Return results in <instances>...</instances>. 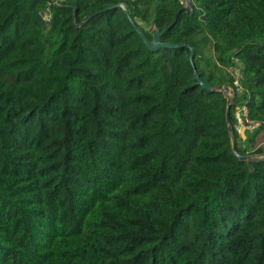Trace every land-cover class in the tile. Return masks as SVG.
Wrapping results in <instances>:
<instances>
[{"label": "trees", "instance_id": "1", "mask_svg": "<svg viewBox=\"0 0 264 264\" xmlns=\"http://www.w3.org/2000/svg\"><path fill=\"white\" fill-rule=\"evenodd\" d=\"M54 1L0 0V264H264V162L195 79L264 128V0Z\"/></svg>", "mask_w": 264, "mask_h": 264}, {"label": "water", "instance_id": "2", "mask_svg": "<svg viewBox=\"0 0 264 264\" xmlns=\"http://www.w3.org/2000/svg\"><path fill=\"white\" fill-rule=\"evenodd\" d=\"M116 8L123 10L131 24L134 26L135 31L143 41V43L146 45V47L152 51V52H158L162 49H182L187 48L191 51V61H193L195 50L193 47L185 45V44H171V43H163L162 42V33L157 30L156 27H153L151 32L153 34V39L150 40L145 31L136 24V22L133 20L130 8L127 4H119L116 6ZM182 12L188 13V14H194L195 11V5L192 2V0H184V7L181 10ZM99 13L92 14L86 21L81 23L80 25H77V28H80L84 25H86L91 19H93L95 16H97ZM76 19V11L74 8V20ZM195 79L199 86L202 88L215 92V93H221L224 94L227 99V109H226V120L228 125V131L230 135V141H231V148L233 151V154L239 159L240 162L246 163L249 166L250 172H254V165L256 163L264 162V128H262L255 137V149L256 153L253 154H247L245 156H242L238 151V146L236 142V137L234 133V127L232 125L231 121V109L234 105L235 98H236V90L231 86H226L222 89L214 88L210 83L205 82L201 79L200 74L198 71H195Z\"/></svg>", "mask_w": 264, "mask_h": 264}, {"label": "built area", "instance_id": "3", "mask_svg": "<svg viewBox=\"0 0 264 264\" xmlns=\"http://www.w3.org/2000/svg\"><path fill=\"white\" fill-rule=\"evenodd\" d=\"M63 1V0H59ZM55 4L58 2L55 0ZM182 3L184 4V0H182ZM44 20L48 23L51 21V16L49 14L44 15ZM229 73L234 78V85L238 88V92H242L241 87V74L240 70L238 68H231L229 70ZM236 118V124H235V134L238 136L239 141L241 142V147L246 148L245 142H242V139H246L247 133H252L255 131H259L262 128V124L259 122H254L249 118V111L246 107V105H242L237 108L235 113Z\"/></svg>", "mask_w": 264, "mask_h": 264}, {"label": "rangeland", "instance_id": "4", "mask_svg": "<svg viewBox=\"0 0 264 264\" xmlns=\"http://www.w3.org/2000/svg\"><path fill=\"white\" fill-rule=\"evenodd\" d=\"M143 27L144 28H146V29H151L152 27L151 26H148V25H146V24H143ZM262 129V128H261ZM260 129V130H261ZM259 130V131H260ZM259 131H255V132H252V133H247V135H246V140H245V145H246V148H244V149H247L249 146H248V142H249V139L251 138V136H253V143L252 144H249L250 145V149H247V150H249L248 152H247V154H253V153H256L257 151H256V149H255V143H254V141H255V135L259 132ZM239 143H240V146H241V142L239 141Z\"/></svg>", "mask_w": 264, "mask_h": 264}, {"label": "crops", "instance_id": "5", "mask_svg": "<svg viewBox=\"0 0 264 264\" xmlns=\"http://www.w3.org/2000/svg\"><path fill=\"white\" fill-rule=\"evenodd\" d=\"M256 136V135H255ZM246 139H242V142H245Z\"/></svg>", "mask_w": 264, "mask_h": 264}]
</instances>
